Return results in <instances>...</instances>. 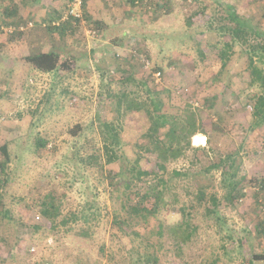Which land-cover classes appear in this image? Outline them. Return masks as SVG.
<instances>
[{"label":"rangeland","instance_id":"obj_1","mask_svg":"<svg viewBox=\"0 0 264 264\" xmlns=\"http://www.w3.org/2000/svg\"><path fill=\"white\" fill-rule=\"evenodd\" d=\"M69 1L50 0L49 6L57 17ZM86 1V22L74 25L62 38L47 29V22L36 21L37 16L29 19L30 7L24 8L21 0H0V20L5 21L0 27V56H20L18 49L7 50L8 45L1 49L2 44H36L21 56L44 49L78 56V72L66 78L24 73L14 79L3 73L7 67L0 66V195L5 206V213L0 211V264H146L149 253L157 255L156 264H264V259H254L264 258V126L255 129L248 103L256 92L249 87L246 53L254 40L234 46L236 53L226 68L219 59L222 46L231 40L219 34L224 26H232L227 6L233 5L243 19L264 29V0H137L136 5L131 0ZM11 26L22 34H10ZM113 40L122 43L120 47L126 44L125 52L140 49L139 63L148 61L164 70L163 84L157 87L149 79L145 87L140 69L124 57H113ZM0 62L6 58L0 57ZM104 70L133 73V82L117 80L112 90L126 92L134 106L149 102L148 92H161L164 112L180 116L194 112L206 132L199 134L205 137L203 145H194L199 135L191 138L197 150L166 165L170 172L192 174L177 181L174 202L148 225L132 221L122 206L137 193L144 194L153 181L145 178L148 184L141 180L128 191L126 183L136 163L142 170L162 174L164 157L153 148H139L146 141L148 119L134 106L118 113ZM103 120L119 122L125 145L117 150L119 159L105 169L95 164L84 167L81 158L103 149L99 130ZM39 140L46 144L38 146ZM225 157L235 160L243 177L238 202L225 197L221 169L205 174ZM203 186L209 189L199 202L195 196ZM44 204L55 206L47 219L41 212ZM184 205L191 216L181 214ZM182 218L198 228L187 246L177 235L185 226ZM159 221L172 229L160 236L153 229ZM116 223L128 243L114 230ZM39 224L44 228L33 234Z\"/></svg>","mask_w":264,"mask_h":264},{"label":"trees","instance_id":"obj_2","mask_svg":"<svg viewBox=\"0 0 264 264\" xmlns=\"http://www.w3.org/2000/svg\"><path fill=\"white\" fill-rule=\"evenodd\" d=\"M2 1L3 3L5 2V0H1V2ZM131 1L134 5L138 3L137 0ZM86 7L87 1L84 0L83 10H85ZM66 9L67 6L63 11L65 12ZM64 12H62V14ZM62 14H59L57 12V17L54 16L52 19H46L43 21L48 23L45 24L48 30L58 31L61 37L64 38L66 34H69L73 31L71 29L76 24L74 23L73 19L70 18L68 21L60 23L59 26H55L54 23L56 21L58 22V18L59 20H61V16H63ZM227 17L229 22H231L232 26H224L219 31V34L224 33V36L229 37L231 40L230 42H227L222 46L219 54V59L221 60L222 67L226 68L228 62L231 59V56L236 53L233 47H237L241 44H248L249 39L254 40L253 45L248 49V52L246 53L249 59V87L254 88L256 92L255 94L249 96L248 103H250V106L252 105V114L254 118L255 129L261 128L264 126V29L252 25L248 22L247 19H243V17L239 15V13H237L233 5L227 6ZM4 22V20H0V27L1 25H3ZM12 23L14 22L10 21V23L8 24L11 25ZM77 24H79V22H77ZM10 34L20 35L22 33L16 30ZM113 41L114 43H116V46L113 47V50H115V52L113 53V57L117 60H119L117 57H124V59H126L134 69H140L142 84L147 87L149 78H147V76L145 78V71L143 70L142 64L139 63V60L134 55H132L129 50L125 52V49L121 48L124 45H121V47L119 46V44L122 43H119L117 40ZM131 46L132 44H129V47ZM136 49L137 48L133 50ZM120 50L123 51H121L120 53ZM136 52L137 54H139L141 53V50L138 49L136 50ZM22 60L26 64H29L31 67L39 71L55 74L56 76L59 75L63 78L72 76L73 73L78 72V66H76L78 56H63L54 52H41L34 55L25 56ZM254 62L256 64L255 66ZM157 70L162 69L154 66L153 71ZM102 73H105L106 75L108 74L107 76H109L108 80H106L108 81L107 91L109 92L110 96L113 97L114 103L117 106L118 113L123 112L125 114V112H130L131 110H133L132 106H134L135 100H132V98H130L126 94V92L119 93L112 90V83L116 82L117 80L119 81L121 79L124 82L128 83L133 82L135 79L134 77L130 76L133 73H127L125 71L115 72L111 70L109 72L108 70H104L102 71ZM115 73H117V75ZM100 77L101 79H104V74H102ZM100 87H103L102 83ZM148 93L150 94L149 102L145 101L141 105H138L136 103L134 106V108L138 109L140 113H145L146 119H148L149 123L148 128L145 134L143 135L146 140L145 144L141 145L139 148L142 150H148L149 148H153L155 149V152L162 154L164 158L160 161V169H162L163 172L162 174H157L154 170L151 169L142 170L139 168V166H137V163L134 164L131 168V172L126 183L127 191L130 190L132 186H134L141 180L143 182L145 180L147 184L150 181L148 179H151L153 182H150V184H148V186L145 188L144 194L140 195L139 193H137V198H133L134 200H129V202L131 203L128 205L123 203L122 206V209L129 214V217H134L133 219L131 218L132 221L136 220L138 223H142L143 221L147 225L148 223H151L149 221L150 219H156L160 215V210L163 207H166L174 202L172 193L174 190H176L177 181L180 180V178H187L189 175L192 174L188 171L180 172L178 170H173L170 172L167 169L166 165L169 162H177L180 158L185 157L186 153L189 150H197V148H192L191 146L192 137L194 138L199 134L206 135V132L202 131V123L198 120L197 115L194 112L189 111V114L183 116H180L177 112L171 114L166 113L163 111L162 93L158 91H150ZM99 130L101 141L103 142V149H101V152H98V155L93 154L81 158V163L84 167L87 165L95 164L96 167L99 166L105 169V165H110L119 159L117 150H119L123 145H125V140L121 136L122 127L118 121L113 120L111 122H107L106 120H103L102 123L100 122ZM202 135H199V138L197 142H194V145L199 146L205 143V137ZM45 144V140H39L38 142V146H43ZM2 155L5 160L8 158V153L5 147L2 149ZM223 159V162H221L220 164H214L213 166H210L208 169H206L205 174L211 173V171L214 169H221L223 177L220 186L226 190L225 197L227 198V200H229V202H238V200L243 197V188H241L243 177L239 176L240 168L236 166V162L234 159L230 161L231 157H225ZM227 162H229V164ZM151 175H153V179L150 177ZM121 176L122 172L117 174V177ZM261 182L264 188V178L263 180H261ZM208 189V186L200 187L197 191L195 199L199 202H202L203 199L206 198ZM1 198L2 196L0 195V211L2 213H5V211L3 210L5 206L2 204ZM150 199H153L152 204L146 206V202H148ZM44 205L45 206L42 208L41 212L47 219V217H51L54 215L51 211L55 208V206H50L49 204ZM191 208L195 209L196 207L192 205ZM187 210V206L184 205L182 207L181 214L187 215L189 217L191 216V212H187ZM10 217L11 216H9V218ZM180 222L181 224H185V226L182 231H179L177 233V235L180 237L181 240H184L187 246V244L190 243L188 241H191L193 236L196 235L198 228L189 223L186 218H182ZM66 224L67 222L64 221L63 225ZM155 224L156 225L153 227V229H155L156 233L160 236L164 234L166 230L172 229L171 225H169L167 229L163 221H159ZM43 228L44 226H41L40 224L36 225L33 230V234ZM53 228H55V226ZM114 230L117 234L121 235L122 238H124V242L128 243V240H126L124 236L125 231H123L122 226L119 223L114 224ZM181 250L183 249L181 248ZM144 259H147L145 261L146 264L158 263V257L155 254H146ZM254 259L261 260L264 258L257 256ZM130 264L132 263L130 262ZM250 264L255 263L251 262Z\"/></svg>","mask_w":264,"mask_h":264},{"label":"crops","instance_id":"obj_3","mask_svg":"<svg viewBox=\"0 0 264 264\" xmlns=\"http://www.w3.org/2000/svg\"><path fill=\"white\" fill-rule=\"evenodd\" d=\"M22 1V6L24 8H29L28 10V17L29 19H31L33 17V15H35V17L37 16L36 18V21L38 22H42L43 20H46V19H52L56 12L55 10H53V7L51 8L49 5H51L52 3L50 2V0H21ZM67 0H62V4L65 3ZM45 6V7H44ZM41 7V9H43V12L41 10H39V8ZM57 10H59V7H57ZM23 11V10H22ZM53 11V13H52ZM20 12H21V9H20ZM22 13V12H21ZM30 13L32 14V16L30 15ZM17 15V12L15 13ZM91 17V16H90ZM26 18V17H25ZM113 45H111V47H115L116 43L112 42ZM6 45H8L9 47L6 48ZM43 44H37V47H40L42 46ZM123 45H126V44H123ZM2 47L1 49L3 50H14V51H17V49L20 51L19 54L20 56H11L9 53L7 55H3V56H0V57H5L6 58V62H0V66L5 68L3 69V73L4 74H7L8 76H11L15 79L16 78H23L24 77V73L25 75H29V76H34L33 74H42V75H51V73H45V72H42V71H39L33 67H31L29 64H26L22 59L25 57V56H21L23 55V51L25 49H28V48H33V47H36V44L33 45V46H27V44H5L3 45L2 44ZM124 47V46H123ZM121 47V48H123ZM6 48V49H5ZM22 52V53H21ZM41 52H47V50L44 49V51H40V52H37V53H41ZM48 52H52L51 50L48 51ZM37 53H34V54H37ZM54 53H57L59 54V51L58 50H54ZM33 54V55H34ZM26 56H29V55H26ZM0 67V68H1ZM26 71H25V69ZM6 69L9 70L7 73H6ZM23 70V71H22ZM14 71H16L14 73ZM25 71V72H24ZM7 77V76H6Z\"/></svg>","mask_w":264,"mask_h":264},{"label":"built area","instance_id":"obj_4","mask_svg":"<svg viewBox=\"0 0 264 264\" xmlns=\"http://www.w3.org/2000/svg\"><path fill=\"white\" fill-rule=\"evenodd\" d=\"M83 2L84 0H70L69 3L67 4V9L63 13L61 20L59 22H55L54 25L59 26L60 23L68 21L70 18L73 19L76 25H77V22H79V24H84L86 20H84ZM7 31H9V33H13L14 31H16V29L13 27H10L7 29ZM20 31H23V28H20ZM89 34L95 35L96 32L90 31ZM129 52L137 58L138 54L136 50H129ZM145 62L146 64L144 63L143 64L141 63V64L143 66L144 71L149 70L148 72H149L150 77L149 76L148 77L150 79V83H153L155 86L160 87L163 84V78H164L165 72L162 70L153 71V67L149 65V62L148 61H145ZM37 219H40V217L37 216Z\"/></svg>","mask_w":264,"mask_h":264}]
</instances>
